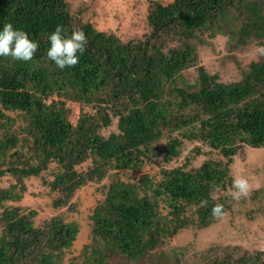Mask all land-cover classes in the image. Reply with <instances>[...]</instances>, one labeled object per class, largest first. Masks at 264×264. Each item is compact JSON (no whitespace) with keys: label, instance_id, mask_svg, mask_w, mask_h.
I'll list each match as a JSON object with an SVG mask.
<instances>
[{"label":"trees","instance_id":"trees-1","mask_svg":"<svg viewBox=\"0 0 264 264\" xmlns=\"http://www.w3.org/2000/svg\"><path fill=\"white\" fill-rule=\"evenodd\" d=\"M147 8L141 35L124 39L74 15L67 0H0V31L12 23L39 43L32 61L0 58V178L18 180L0 185V264H186L174 238L213 226L214 204L231 209L210 193L232 182L230 166L243 144L264 147V56L241 79L224 82L199 66L196 41L208 31L211 38L228 34L235 50L264 46V0H151ZM57 25L66 35L74 29L87 35L75 67L61 70L47 57ZM197 64V81L180 84L181 74ZM68 101L92 112L73 124ZM114 117L118 130L103 134ZM177 130L226 160L163 169L159 179L148 173L122 178L121 172L142 168L166 131ZM181 145L173 137L161 151L176 157ZM51 164L58 168L48 183L55 209L89 182L109 177L91 216L92 242L72 258L77 222L56 214L36 224L35 210L4 205L21 200L23 180ZM204 264H264V251H228Z\"/></svg>","mask_w":264,"mask_h":264},{"label":"rangeland","instance_id":"rangeland-1","mask_svg":"<svg viewBox=\"0 0 264 264\" xmlns=\"http://www.w3.org/2000/svg\"><path fill=\"white\" fill-rule=\"evenodd\" d=\"M71 12L84 21L93 23L97 29L115 32L122 38L140 34L144 30L145 13L151 0H67ZM163 1V0H162ZM168 2V0H164ZM233 16V14H231ZM232 21V19L230 20ZM200 41H196L198 64L203 65L207 72L218 74L224 82H234L241 79L252 60L260 55L256 50L264 46L249 45L238 50L231 48L235 43L228 34H218L214 38L208 31L198 34ZM198 64L184 71L178 78L180 84H193L198 78ZM69 117L73 124L77 123L82 113H91L93 107L83 106L75 102H67ZM112 114V111H108ZM192 112V110H188ZM117 118H113L111 126L101 130L105 135L117 131ZM173 137L182 139L180 153L169 158L161 151L162 147ZM154 153L144 160L139 171L126 170L121 176L126 180H134L142 173H148L159 179L163 169L183 167L187 170L200 166L207 159L226 160L219 150L212 149L199 139H187L181 131H166L162 139L153 145ZM90 162L79 167L85 171ZM232 181L237 174L246 177L251 184V193L247 198L234 200L228 193L232 191V182L225 189L215 190L217 198H225L231 205L228 215L223 220L202 230L197 227L182 230L171 242L184 254L186 264H204L205 261L224 255L248 251H264V147L253 148L243 144L233 157L230 166ZM51 164L40 176L23 180L25 191L19 201H5V206H20L25 210H35V223L40 224L53 215H60L65 221H75L79 226L77 239L68 253L72 258L79 255L86 243L92 242L91 216L95 208L104 200V189L109 177L100 182H89L78 189L69 204L60 209L53 207L55 194L50 190L49 182L53 180L57 170ZM114 171H111L113 173ZM12 175L0 178V185L9 187L17 183ZM195 207H190L189 213ZM2 209H0L1 211ZM2 226H0V236Z\"/></svg>","mask_w":264,"mask_h":264},{"label":"clouds","instance_id":"clouds-1","mask_svg":"<svg viewBox=\"0 0 264 264\" xmlns=\"http://www.w3.org/2000/svg\"><path fill=\"white\" fill-rule=\"evenodd\" d=\"M50 48L47 50V57L55 65L63 70L75 67L79 63L80 55L86 51L89 43L84 31L74 29L71 35H66L62 25H57L55 31L48 37ZM39 49V43L30 39L28 33L16 29L12 23H5L0 31V58H11L14 61H32ZM264 55V47L256 50ZM249 180L242 175H235L232 181V191L228 193L234 200L239 201L247 198L251 193ZM212 200L217 199L215 190L210 193ZM202 207L207 206V201L201 202ZM211 215L214 219L223 220L228 213L221 203H216L211 208Z\"/></svg>","mask_w":264,"mask_h":264}]
</instances>
